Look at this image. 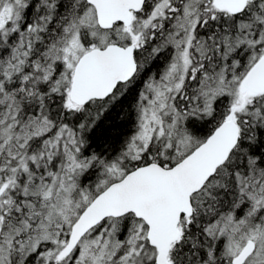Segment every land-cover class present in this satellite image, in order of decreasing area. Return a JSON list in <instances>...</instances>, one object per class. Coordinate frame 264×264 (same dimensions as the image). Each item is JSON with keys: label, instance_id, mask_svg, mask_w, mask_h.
I'll use <instances>...</instances> for the list:
<instances>
[{"label": "snow or ice", "instance_id": "obj_1", "mask_svg": "<svg viewBox=\"0 0 264 264\" xmlns=\"http://www.w3.org/2000/svg\"><path fill=\"white\" fill-rule=\"evenodd\" d=\"M0 264H264V0H0Z\"/></svg>", "mask_w": 264, "mask_h": 264}]
</instances>
